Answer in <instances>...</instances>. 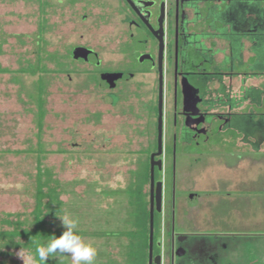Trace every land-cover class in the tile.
<instances>
[{"label":"rangeland","instance_id":"1","mask_svg":"<svg viewBox=\"0 0 264 264\" xmlns=\"http://www.w3.org/2000/svg\"><path fill=\"white\" fill-rule=\"evenodd\" d=\"M99 10L82 0L74 4L68 0H0V230L33 226L39 166L48 177L43 175L42 179L56 189L61 201L56 218L48 226L64 229L59 217L69 215L77 221L78 230L97 232L96 236L82 237L96 249L101 248L100 257L104 255L110 261L108 251L113 249L119 255L128 240L106 236L104 232L132 229L125 221L128 209L124 189L138 174L146 172L144 153L136 151L151 142L152 136H135L133 129H138L142 119L126 116L120 107H111L102 92L88 84L85 63L70 54L75 43L85 42L91 26V20L82 22L79 16ZM39 54L47 70L44 113L40 118L34 88L39 75L24 71L37 63ZM59 62L68 71H56ZM164 104L166 108V101ZM151 110L154 129L156 115L152 106ZM90 114L99 115L97 121L92 117V124ZM125 119L134 122L128 128L118 126ZM228 153L227 148H222L217 157L206 160L209 164L203 169L193 164L192 171V160L178 153L177 192L185 194L188 206L200 211L191 213V219L180 225L176 213L175 229L224 232L227 236L236 232L246 236L251 259L262 261L259 250L264 243V153L251 152L249 182L240 181L247 175L244 160L234 171L218 165L222 161H239L237 154L232 158ZM137 159L139 164H132ZM217 177L235 178L232 182L236 187L227 190L221 184H228L224 179L212 183ZM182 183L186 184L184 188ZM147 186L144 182L142 189ZM189 190L199 197L189 199ZM45 217L48 221L52 218ZM24 243L21 237L0 239V264H23L17 253H32ZM53 261L50 264H71V257L55 254ZM97 261L96 256L94 264H105Z\"/></svg>","mask_w":264,"mask_h":264},{"label":"flooded vegetation","instance_id":"2","mask_svg":"<svg viewBox=\"0 0 264 264\" xmlns=\"http://www.w3.org/2000/svg\"><path fill=\"white\" fill-rule=\"evenodd\" d=\"M82 1L100 10L79 16L82 22L91 20V26L85 42L75 43L70 54L75 47L90 50L87 59H74L85 63L88 84L101 91L111 107L142 119V128L133 129L135 136H152L136 151L144 153L142 163L148 169V186L142 189L148 219L150 156L157 151L162 87V152L154 156L161 160L160 168L154 165V180L162 181V200L161 210L154 211L152 261L159 255L161 264H247L251 252L246 236L175 229L176 213L180 225L200 211L177 192V155L192 160L191 171L193 164L201 170L210 156L227 148L239 161L218 165L234 171L244 160L247 175L239 180L249 182L251 152L264 153V0ZM104 73L120 76L111 87ZM90 115V124L98 120L99 115ZM126 121L118 126L128 128L134 122ZM222 179L228 182L221 183L227 190L236 187L232 177H217L212 183ZM188 195L192 200L199 197L192 190ZM108 252L112 258L118 255L113 249Z\"/></svg>","mask_w":264,"mask_h":264},{"label":"trees","instance_id":"3","mask_svg":"<svg viewBox=\"0 0 264 264\" xmlns=\"http://www.w3.org/2000/svg\"><path fill=\"white\" fill-rule=\"evenodd\" d=\"M251 1L252 3H254L258 0ZM39 33H43L42 28L40 29ZM37 58V63L33 66L30 65V67L24 69V71L29 72L30 74L38 73L39 75L34 88L35 98L38 103V116L40 118L44 113L43 93L46 86L44 74L47 72V70L43 62L41 61L40 54L37 56ZM57 68L58 69H56V71H68L66 66L62 62L58 63ZM39 122H41L40 119ZM37 168L38 171L36 175L35 204L32 211L33 226L31 228L23 229L14 228L12 230H0V239H4L5 237L10 239L14 237L24 238V245L31 248V252L33 254H35V250L38 246L46 245L53 235L59 236L64 231V229H52L50 226H48L52 219L54 220L56 218L55 214L59 210L61 201H59L58 199L59 193L56 191V189L48 184L47 179H45V181L42 179L43 175H46V178H48L47 173L42 171L39 166ZM145 171L146 172L144 174H138L135 180L130 181V183L126 186V189H124V193L127 197L125 208L128 209L125 221L132 227V229L117 231L110 230L104 232V235L106 236L109 235L115 238L121 236L127 238L128 240L127 244L124 245V249H122V252H119L120 254L118 256H121V259L119 260L118 257H111L110 261H106V263L113 260H122L123 264H147L146 260L148 254L149 219L144 194L142 192V186L144 182L148 181V169L146 168ZM43 187H47V190L44 191ZM45 198H48V200L45 201ZM55 204H57L58 207H55ZM46 215L51 216L52 218L48 221L45 217ZM154 226H156V221H154ZM77 233L80 236H88L92 234L95 235L97 232L94 233L91 231L77 229ZM101 253V248L97 249L98 261H103L100 257ZM54 255L48 259L46 264L54 262ZM97 264H100V262H98Z\"/></svg>","mask_w":264,"mask_h":264},{"label":"clouds","instance_id":"4","mask_svg":"<svg viewBox=\"0 0 264 264\" xmlns=\"http://www.w3.org/2000/svg\"><path fill=\"white\" fill-rule=\"evenodd\" d=\"M64 231L59 236L53 235L44 246H38L33 253L20 250L17 255L23 264H46L54 254H68L71 264H94L97 249L77 233V221L69 215L59 217Z\"/></svg>","mask_w":264,"mask_h":264},{"label":"water","instance_id":"5","mask_svg":"<svg viewBox=\"0 0 264 264\" xmlns=\"http://www.w3.org/2000/svg\"><path fill=\"white\" fill-rule=\"evenodd\" d=\"M83 51V52H82ZM91 51L84 49L83 47H75L72 51V57L74 59L83 58L87 59ZM120 76V73H104L102 78L109 82L110 86H113V82ZM162 152V87L160 84L158 95V120H157V151L150 156V209H149V233H148V264H161L160 256L154 257L155 261H152L153 255V236H154V211L159 212L161 210L162 200V181L154 180V165L161 167V160H154V156H158Z\"/></svg>","mask_w":264,"mask_h":264},{"label":"crops","instance_id":"6","mask_svg":"<svg viewBox=\"0 0 264 264\" xmlns=\"http://www.w3.org/2000/svg\"><path fill=\"white\" fill-rule=\"evenodd\" d=\"M264 241V239L262 240V242ZM251 250V248H250ZM260 257L262 261H255L256 259H251V261H246L247 264H264V243H261V246H260ZM251 252V251H250ZM236 263H239L240 261H235ZM103 264V263H102ZM106 264V262H105Z\"/></svg>","mask_w":264,"mask_h":264}]
</instances>
